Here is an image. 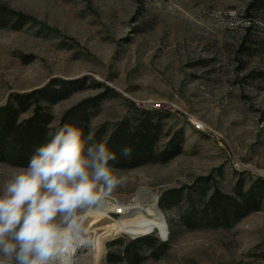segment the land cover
<instances>
[{
	"label": "rangeland",
	"instance_id": "1",
	"mask_svg": "<svg viewBox=\"0 0 264 264\" xmlns=\"http://www.w3.org/2000/svg\"><path fill=\"white\" fill-rule=\"evenodd\" d=\"M263 1V0H262ZM264 3V2H263ZM29 14L22 28L0 27V104L54 78L99 81L114 89L92 118L95 129L111 125L132 107L165 110L166 128L184 124V152L168 162L114 167L127 176L109 194L128 202L138 192L156 198L166 232L158 227L133 236L117 228L123 213L92 216L83 234L110 262L117 238L165 237L169 249L140 264H264V206L230 227L190 229L181 207L164 210L168 188L214 177L233 193L264 178V5L258 0H0ZM263 5V6H262ZM97 89L83 88L54 104L55 122L71 105ZM117 93V94H116ZM155 103L163 106L152 107ZM199 121L200 128L194 122ZM168 136H163V145ZM22 166L0 162V190ZM148 191V193H147ZM163 239V238H162ZM95 261V262H94Z\"/></svg>",
	"mask_w": 264,
	"mask_h": 264
},
{
	"label": "trees",
	"instance_id": "2",
	"mask_svg": "<svg viewBox=\"0 0 264 264\" xmlns=\"http://www.w3.org/2000/svg\"><path fill=\"white\" fill-rule=\"evenodd\" d=\"M264 5V0H258ZM262 5V6H263ZM32 17L9 6L0 7V27L22 28ZM97 89L68 107L55 122L54 104L83 88ZM117 94V93H116ZM115 91L94 81L87 85L81 79L54 78L26 92H14L0 104V162L25 167L36 148L47 139L49 130L72 123L85 134L91 132L96 142L103 141L116 153L114 167L133 168L153 162H168L184 152L185 126L166 128L165 110L132 107L112 125L106 121L92 129L91 120L101 110L102 103ZM163 136L167 141L160 145ZM130 147V153L123 149ZM164 210L181 207L180 224L187 228L230 227L242 217L264 206V178H256L247 186L240 177L233 193L221 189L214 177L203 176L195 183L165 189L159 198ZM163 238V239H162ZM144 235L124 241L114 239L109 245L120 244L117 253L108 251L110 262L127 261L140 264L147 257L159 258L169 249L165 237Z\"/></svg>",
	"mask_w": 264,
	"mask_h": 264
},
{
	"label": "clouds",
	"instance_id": "3",
	"mask_svg": "<svg viewBox=\"0 0 264 264\" xmlns=\"http://www.w3.org/2000/svg\"><path fill=\"white\" fill-rule=\"evenodd\" d=\"M46 135L0 190V264H54L74 247V232L87 231L88 210L127 180L110 163L116 153L91 132L64 123Z\"/></svg>",
	"mask_w": 264,
	"mask_h": 264
},
{
	"label": "bare ground",
	"instance_id": "4",
	"mask_svg": "<svg viewBox=\"0 0 264 264\" xmlns=\"http://www.w3.org/2000/svg\"><path fill=\"white\" fill-rule=\"evenodd\" d=\"M152 107L160 108V106ZM194 124L197 128L201 127L197 122ZM146 196L140 191L128 202L111 200L108 196L102 205L88 210L86 220L92 216L111 217L114 212H118L119 207H122L121 213L123 214L117 220V228L120 231L138 236L158 227L161 231L166 232V223L160 217V208H157L158 200L156 201V198L152 196V203H145L147 201L144 199ZM74 237V247L57 257L54 264H91L93 257H98L99 252L96 247H92L94 245L92 239L82 234L79 229L74 232Z\"/></svg>",
	"mask_w": 264,
	"mask_h": 264
},
{
	"label": "built area",
	"instance_id": "5",
	"mask_svg": "<svg viewBox=\"0 0 264 264\" xmlns=\"http://www.w3.org/2000/svg\"><path fill=\"white\" fill-rule=\"evenodd\" d=\"M152 106H163V105H162V104H154V105H152ZM193 122H194V121H193ZM196 122L198 123L199 126H201V124L199 123V121H196ZM121 210H122V207H119L117 213H121V212H122Z\"/></svg>",
	"mask_w": 264,
	"mask_h": 264
}]
</instances>
